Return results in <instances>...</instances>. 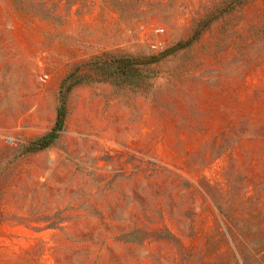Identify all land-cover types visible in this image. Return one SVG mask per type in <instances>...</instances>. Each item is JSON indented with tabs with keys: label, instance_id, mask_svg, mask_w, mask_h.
I'll return each instance as SVG.
<instances>
[{
	"label": "rangeland",
	"instance_id": "obj_1",
	"mask_svg": "<svg viewBox=\"0 0 264 264\" xmlns=\"http://www.w3.org/2000/svg\"><path fill=\"white\" fill-rule=\"evenodd\" d=\"M0 264H264V0H0Z\"/></svg>",
	"mask_w": 264,
	"mask_h": 264
},
{
	"label": "trees",
	"instance_id": "obj_2",
	"mask_svg": "<svg viewBox=\"0 0 264 264\" xmlns=\"http://www.w3.org/2000/svg\"><path fill=\"white\" fill-rule=\"evenodd\" d=\"M171 51L172 50H166L157 55L143 59L102 54L78 66L74 71L69 73L61 83L59 92L61 105L58 109L57 121L53 131L33 142L32 151L47 149L57 139L58 132L63 128L69 94L74 87L92 81L90 76L91 70L87 68H94L98 76L97 81L102 83L154 80L157 74L152 68L169 56Z\"/></svg>",
	"mask_w": 264,
	"mask_h": 264
},
{
	"label": "built area",
	"instance_id": "obj_3",
	"mask_svg": "<svg viewBox=\"0 0 264 264\" xmlns=\"http://www.w3.org/2000/svg\"><path fill=\"white\" fill-rule=\"evenodd\" d=\"M157 32H158V33H163V30L159 29ZM8 141L13 142L12 139H8Z\"/></svg>",
	"mask_w": 264,
	"mask_h": 264
}]
</instances>
